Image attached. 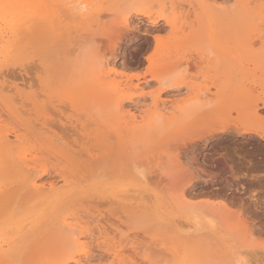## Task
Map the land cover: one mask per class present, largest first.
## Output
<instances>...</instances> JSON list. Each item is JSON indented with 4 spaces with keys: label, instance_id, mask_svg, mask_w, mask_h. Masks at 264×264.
Instances as JSON below:
<instances>
[{
    "label": "rangeland",
    "instance_id": "obj_1",
    "mask_svg": "<svg viewBox=\"0 0 264 264\" xmlns=\"http://www.w3.org/2000/svg\"><path fill=\"white\" fill-rule=\"evenodd\" d=\"M18 1L24 21L35 18L38 28L3 59L0 138L21 137L15 152L32 155L29 168L42 172L44 183L63 187L64 173L70 186L54 216L84 219L70 232H41L27 215L36 207L32 199L8 202L12 179L24 184L19 171L0 166V264H63L87 252L84 264H232V255L264 264V140L236 130L243 123L237 109L264 98V0H49L50 17L41 12L46 0ZM74 3L87 8L72 15ZM240 5L243 15L222 27L223 16ZM129 8L138 10L127 26ZM106 62L112 72L104 81ZM170 75L164 88L157 79ZM106 81L141 84L148 100L134 101L141 105L135 115L138 124L143 117L153 124L125 129L139 92L116 91ZM221 86L235 89L228 104ZM155 98L170 107L163 119ZM254 124L264 126V109ZM193 205L214 229L194 222ZM100 232L110 240L105 249L95 242Z\"/></svg>",
    "mask_w": 264,
    "mask_h": 264
},
{
    "label": "bare ground",
    "instance_id": "obj_2",
    "mask_svg": "<svg viewBox=\"0 0 264 264\" xmlns=\"http://www.w3.org/2000/svg\"><path fill=\"white\" fill-rule=\"evenodd\" d=\"M51 1V0H50ZM49 0H46L45 2H43L41 5H42V8H41V12L43 13L44 16H49L50 17V6L53 5L52 3H50ZM59 1V0H58ZM71 1V0H70ZM80 1V0H79ZM78 1V2H79ZM82 1V0H81ZM80 1V2H81ZM253 2V0H251ZM256 1V0H255ZM165 2V1H164ZM237 2V1H236ZM258 2V1H257ZM51 4V5H50ZM200 5H204L203 2L199 3ZM251 4V3H250ZM78 5V3H77ZM76 3L74 4H71V6L69 5V12L70 14H74L75 11H81V13L85 10L86 5H81V6H77ZM183 5V4H182ZM55 7L57 5H54ZM57 7H60V5H58ZM186 7V6H184ZM120 8H121V5H118L116 7V12L117 11H120ZM128 9V8H127ZM167 9V8H166ZM178 9V8H177ZM183 9V8H182ZM181 9V10H182ZM52 10V9H51ZM66 10V9H65ZM138 10V8H129V10L124 13V24L129 26L130 25V20L131 18L133 17L132 15V12ZM206 10V9H205ZM232 10V9H231ZM68 11V10H67ZM141 11V10H140ZM139 11V12H140ZM57 12V11H56ZM59 12V11H58ZM57 12V13H58ZM207 12V11H205ZM61 13V12H60ZM143 13V12H142ZM244 13V9H243V6H238L237 8H235V10H232L230 11L229 14H225V16H223L222 18V27L224 26V23H231V19L233 18H236V17H239L241 15H243ZM25 14H26V10L24 9L23 6H21V3L18 1V0H0V68H2L3 66V59H6L8 58V56L12 53L13 50H16L19 45H20V42H23L28 36L29 32L31 31H35L38 27H34V24L36 23H33L35 21V18H32L30 20H25L24 21V18L25 17ZM68 14V12H67ZM117 13L114 14L113 17H115ZM119 14V12H118ZM136 14V13H135ZM134 14V15H135ZM143 14H146L145 12ZM59 16V15H58ZM85 17V16H83ZM79 18V17H78ZM116 18V17H115ZM260 18L262 19V17L260 16ZM49 19V18H48ZM77 19V18H76ZM80 19H82L80 17ZM150 19V18H149ZM258 19V18H257ZM264 21V19H262ZM47 21V20H46ZM56 21V20H55ZM65 21V20H64ZM257 21V20H256ZM155 23H157L156 21H153ZM153 23V24H155ZM168 23L171 27L174 26L175 24V21H169L168 20ZM212 24H215V23H219V22H216V19L214 21L211 22ZM48 24V23H46ZM78 23H76V26H77ZM39 25V24H38ZM47 26V25H46ZM41 27V26H40ZM45 27V26H44ZM42 27V28H44ZM49 30V29H48ZM43 31V30H42ZM21 33H25L23 34L20 38L17 39V37L21 34ZM73 33V32H72ZM48 35V34H47ZM261 37V36H260ZM258 37V38H260ZM80 38V37H79ZM77 38V40H81L83 39V41H86L87 39L89 40V38ZM214 38V35H211L210 38H206L208 40H213ZM87 40V41H88ZM91 40V39H90ZM82 41V40H81ZM82 41V42H83ZM62 42V41H61ZM64 42V41H63ZM71 42V40H70ZM81 42V44H82ZM60 43V42H59ZM66 43V42H65ZM74 43V42H73ZM84 43V42H83ZM258 43V42H257ZM77 43H75L74 45H76ZM256 44V43H255ZM259 44V43H258ZM58 45V44H57ZM78 45V44H77ZM76 45V46H77ZM257 45V44H256ZM79 47V46H78ZM77 49V48H76ZM237 49V48H236ZM77 51V50H76ZM47 53V52H46ZM102 64V63H101ZM27 67V66H26ZM101 69H102V78L104 81L108 78L110 79V76H111V72H112V64L110 62H106V63H103L102 66H100ZM100 67H97L100 71ZM98 70V71H99ZM5 71V70H4ZM9 73H11L9 71ZM8 73V74H9ZM98 73V72H97ZM4 73H2L3 75ZM5 74H6V71H5ZM9 76V75H7ZM5 76V77H7ZM1 77V76H0ZM174 76L173 75H170V76H164V77H160L158 78L157 80L160 81L161 85L165 88V87H168V86H171V82L173 80ZM79 80V79H78ZM107 83V85H110L112 87L113 90H116L118 91L119 89H126V88H133L135 89L137 92H139L138 96L137 97H140L136 100H133L134 101H140L143 100V101H147L148 99H146V94L144 93V87L141 86V84H133V83H128V84H125L123 82H117V81H109V82H105ZM104 83V84H105ZM103 84V85H104ZM147 84V83H146ZM222 87V86H221ZM224 87V86H223ZM220 88L219 90V95H220V98L223 99V104H228L230 103L231 100H226V98L230 97L229 99H231V97L233 96L234 92H235V89L232 90V89H227L226 87L224 88ZM146 88V87H145ZM240 90V89H238ZM102 97H105V95L103 94ZM151 98V97H150ZM141 99V100H140ZM14 101V99H13ZM136 102H134L135 105H133L132 109L129 110L130 113L135 111V113L133 115H131L130 117V123L128 124V126L125 128L127 130H131V131H136L137 129H140L142 127H145L147 125H150L152 123V120L150 119V122H145V119L143 117V120L144 122L138 124V116L135 115L136 113L139 112V109H140V106L137 104L136 105ZM261 102V103H259ZM17 104V103H16ZM263 107H261V105ZM127 105V104H126ZM246 109H242L243 108L242 106L237 109L239 110V114H240V118H242V125L237 127V132H241L243 134H258L260 136H262L263 140H264V126L261 125V127H256L257 124H254V125H249V122H253V120H256L259 118V109H264V98H261V99H257V100H254V98L252 99H249L246 101ZM130 106V105H129ZM27 107V106H26ZM154 107H155V110L157 111L156 112V115L157 116H161L159 118H162V116H165L167 115L166 111H169L170 110V107H167L165 103H162L160 101V99L158 98H155V101H154ZM99 109V108H97ZM111 110V108H110ZM119 110H124V106H120L119 107ZM20 111V110H19ZM94 111V110H93ZM20 112L23 113V111L21 110ZM120 112V111H119ZM261 112V111H260ZM25 113V112H24ZM120 115V114H119ZM97 116V115H96ZM43 118V117H42ZM245 122V123H244ZM48 123V122H47ZM74 123V121H73ZM90 124V123H89ZM153 124V123H152ZM240 125V124H239ZM78 126V125H77ZM131 126V127H130ZM259 126V125H258ZM71 128V127H70ZM78 128V127H77ZM44 129H47L44 128ZM48 130V129H47ZM1 131V130H0ZM73 131V130H72ZM74 132H75V128H74ZM48 133V132H47ZM53 133V132H52ZM41 134V132H40ZM11 133L9 132H6L1 138L0 141L1 144L5 147V151H6V159H0V166H3L5 167V169L9 172H14V171H19L20 175H18L19 178H22V182L24 183L22 186L20 184V187H17L15 186L14 184L16 183L17 185V180H13L12 179V183L10 184L11 185V190L10 189V199L11 201L8 200V202H10L9 204L11 206H14L16 204H18L19 202H21V200H27V199H32V202L34 201L36 203V207L31 209L27 215L28 216H31L32 219L33 218H36L35 219V222H38L40 225L38 229H40L41 232H51V231H54L56 228L60 229L59 227H66L68 228L69 232L71 231L70 229L74 227V225L72 224V222H82L83 221V217H81V215H79L78 213L76 212H72V213H65V215H60V216H54L57 212V210L59 209L60 205H61V201H62V198H61V201H60V197H61V194H62V190L63 188H67V186H70L68 182V180L66 178H64V173H61L60 177L59 178H63V182H64V186L63 187H57V184L53 183V182H50V183H44V177L43 178H40L39 176L41 175L42 172H39L37 174V176L35 175H32L34 169L32 168H29V166L34 163L33 160H29L28 158H30L31 156H28L27 154H23V153H17L15 152V149H16V144L18 142L19 144V141H22L21 140V137L19 135H17L15 132H14V136L13 138H15L14 141H11ZM56 136V135H55ZM46 137V136H45ZM58 137V136H57ZM56 138V137H55ZM86 138V137H85ZM57 139V138H56ZM54 140V141H58V140ZM64 139V138H63ZM90 139V138H89ZM78 140V139H77ZM84 140V139H83ZM81 143L83 142L82 140H80ZM92 141V140H91ZM79 142V141H78ZM90 142V140H89ZM88 142V143H89ZM59 143V142H58ZM74 146V145H73ZM92 146V145H91ZM76 147V146H75ZM78 148V147H77ZM92 149V148H91ZM4 150V148H3ZM93 150V149H92ZM260 150V148H259ZM98 151V150H96ZM77 154V153H76ZM83 154V153H82ZM81 154V155H82ZM28 157V158H27ZM91 157H94V156H91ZM1 158V157H0ZM82 158V157H81ZM80 158V160H81ZM91 162L96 163L94 162L93 160H91ZM87 163V162H86ZM36 165V164H35ZM130 165V164H129ZM132 165V164H131ZM128 166V167H132V166ZM249 165H252V162L249 163ZM89 166V165H88ZM91 166V165H90ZM127 167V168H128ZM123 171V170H122ZM43 172L47 173L48 172V169H44ZM88 172V170H87ZM44 175V174H43ZM16 177V176H15ZM47 178V177H46ZM45 178V179H46ZM20 180V179H19ZM50 180V179H49ZM51 181V180H50ZM19 183V182H18ZM27 184V187H25ZM73 184V183H72ZM14 185V186H12ZM25 185V186H24ZM23 187H25L24 190H26L25 192L23 191ZM12 191V192H11ZM67 191V190H66ZM186 193V192H185ZM185 199H187V195L185 194L184 195ZM189 198V196H188ZM68 199V198H66ZM66 199H63V202L66 200ZM190 199V198H189ZM188 200V199H187ZM30 201V200H29ZM31 202V201H30ZM187 202V201H185ZM190 204H191V200L189 201ZM188 202L187 205H190ZM66 204V203H65ZM149 204V203H148ZM26 205V203L24 204ZM195 205V204H194ZM191 206L190 208L188 207L189 212L188 214H191L193 215V219H194V222L196 224H200L201 226L202 225H206L208 226L209 228H206L205 230L206 231H210L212 229L215 228V224L214 223H210L208 225V223H206L205 221H203V218L205 217L204 214L205 212L203 211V208L200 206H195L194 207ZM48 206V207H47ZM152 206V205H151ZM51 207V208H50ZM143 207V205H142ZM199 207V208H198ZM22 208V207H21ZM49 209V211H45L46 209ZM149 209H152L153 207H148ZM136 209V208H135ZM147 209V208H146ZM148 209V210H149ZM185 211L188 212L187 209H183ZM150 211V210H149ZM159 211V209L157 208L156 209V212ZM206 211V210H205ZM150 213V212H149ZM159 214V213H157ZM58 215V214H57ZM85 215V214H84ZM87 215V214H86ZM85 215V216H86ZM88 216V215H87ZM90 216V215H89ZM88 216V217H89ZM190 216V215H189ZM192 217V216H191ZM215 217V216H214ZM86 219V218H85ZM88 219V218H87ZM28 220V219H27ZM30 220V219H29ZM95 220V219H94ZM93 220V221H94ZM97 220V219H96ZM106 220V219H105ZM185 220V219H184ZM220 220V219H219ZM23 221V220H22ZM32 220H30L31 222ZM100 221V220H99ZM102 221V220H101ZM109 221V220H108ZM112 221V220H111ZM188 221V220H186ZM21 222V221H20ZM25 221H23L24 223ZM28 222V221H27ZM96 222V221H94ZM105 222V221H104ZM110 222V221H109ZM33 223V222H32ZM116 223V222H115ZM119 223V222H118ZM26 224V223H25ZM28 224V223H27ZM187 223H185L186 225ZM189 224V223H188ZM194 224V225H196ZM21 225V224H20ZM194 225L191 224V226L193 227ZM223 225V224H222ZM19 226V225H18ZM17 226V227H18ZM187 226H190V225H187ZM33 227V226H32ZM36 227V226H35ZM79 227V226H78ZM16 228V227H15ZM21 228V226H20ZM24 228V227H23ZM19 229V228H18ZM34 229V228H33ZM75 228H73L74 230ZM225 229V228H224ZM240 229H243V228H240ZM22 230V229H21ZM31 230V229H30ZM67 230V229H66ZM65 230V231H66ZM67 230V231H68ZM246 230V229H245ZM64 231V232H65ZM20 232V231H19ZM68 232V233H69ZM228 232V231H227ZM243 232H245L243 230ZM21 233V232H20ZM19 234V233H18ZM67 234V233H66ZM206 234H209V233H206ZM100 237L97 238L95 240V242H97L99 244V247H102V248H107L108 247V244H109V238H108V235L100 232ZM229 235V234H228ZM16 236V235H14ZM213 236V235H212ZM211 236V237H212ZM225 236V235H224ZM21 237V236H20ZM19 237V238H20ZM87 237V235L85 236V238ZM91 236H88V238H90ZM16 237H14L15 239ZM92 239V238H91ZM215 239V238H214ZM13 243V241H12ZM130 243V242H129ZM118 247V246H117ZM117 247L115 246L114 249H111L112 250V254L111 256L115 258L119 257V251L117 250ZM222 248V247H221ZM17 248H15L14 250H12L13 252L16 251ZM5 251V250H4ZM4 254L3 253H0V260L2 258ZM238 257V256H237ZM235 256L232 255V264H243V262L237 258ZM91 256H88V252L85 253V256H80V258L78 259V257H73V261L70 262V261H67V262H64L63 264H84V262L86 263H90V259Z\"/></svg>",
    "mask_w": 264,
    "mask_h": 264
}]
</instances>
